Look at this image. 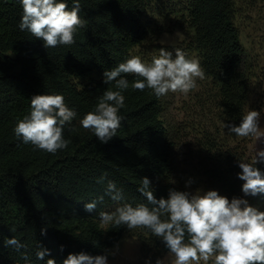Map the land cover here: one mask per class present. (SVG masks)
<instances>
[{"label": "trees", "instance_id": "obj_1", "mask_svg": "<svg viewBox=\"0 0 264 264\" xmlns=\"http://www.w3.org/2000/svg\"><path fill=\"white\" fill-rule=\"evenodd\" d=\"M62 2L73 6L72 0ZM80 7L86 26L78 29L75 42L45 48L42 39L19 28V0H0V264H46L48 259L63 264L69 254L82 252L108 256L127 233L139 238L145 253L169 252L150 229L103 224L99 217L101 211L115 212L124 203L147 204L138 191L144 177L157 199H167L170 190L186 191L175 177L176 141L163 119V96L157 98L147 88L132 89L131 82L141 78L125 74L130 86L122 93L125 107L119 111L123 119L116 136L102 143L79 123L107 88L116 90L114 82L104 83L105 71L132 56L150 63L138 51L149 40L157 55L161 48L173 55L179 48L199 60L205 73L200 80L204 90L197 95L201 114L210 117L209 127L216 132H203L201 144L208 156L202 176L231 198L245 196L239 163L254 162L248 154L253 136L238 137L225 125L238 126L249 110L260 113L252 96L257 82L264 85V67L256 73L243 45L236 0H80ZM156 13L162 20H182L189 38L170 47L156 43L164 31L154 19ZM77 79L86 82L78 84ZM40 94L63 95L77 112L64 128L70 143L55 154L24 144L14 133L17 122L30 114L31 98ZM254 167L264 178V162ZM108 181L122 190L123 200L113 201L106 194ZM248 198L259 204L264 193ZM92 201L96 210L85 211L84 205ZM11 237L24 247L6 246ZM40 248L50 253L43 260L36 257ZM207 264H214V258Z\"/></svg>", "mask_w": 264, "mask_h": 264}, {"label": "clouds", "instance_id": "obj_2", "mask_svg": "<svg viewBox=\"0 0 264 264\" xmlns=\"http://www.w3.org/2000/svg\"><path fill=\"white\" fill-rule=\"evenodd\" d=\"M19 3L22 7L19 28L42 39L45 48L73 44L78 29L86 26V21L79 15L80 0H72L71 9L62 0H19ZM125 74L141 78L131 82L132 89H150L157 98L170 91L187 95L197 87V79H205L199 60L188 58L187 53L179 48L174 50V55L172 51L159 49L150 63L132 56L114 69L105 71L104 83L111 85L114 82L116 90L107 88L98 98L95 109L79 122L102 143L116 136L121 126L123 118L119 111L125 107L122 93L130 86ZM30 107V114L17 122L15 135L24 144L48 153L55 154L67 148L70 141L64 138V128L76 118L77 112L67 106L63 95H34ZM259 119L258 111L249 110L238 126H225L238 137L259 139L264 137ZM258 162H264V150L257 152L252 164L239 163L242 171L238 178L244 181L242 192L245 196L264 193V178L254 167ZM138 191L146 197L147 204L133 207L124 203L115 212L101 211V222L116 227L124 225L129 230L150 229L153 235L162 238L174 257V264H201V261L207 264L213 258L214 264H264V212L252 207L246 199L229 200L215 190L202 193L199 189L195 193L170 190L167 199H157L147 177L141 180ZM106 194L117 202L124 198L122 190L117 189L113 181H108ZM99 200L102 201L103 197ZM96 207V201L84 205L87 212L95 211ZM41 234L46 235V229H42ZM4 244L17 250L24 247L15 237L8 238ZM46 255H50L47 249L40 248L36 253L38 260H43ZM46 264H56V261L48 259ZM63 264H107V256H91L83 252L69 254ZM156 264L163 262L157 260Z\"/></svg>", "mask_w": 264, "mask_h": 264}, {"label": "rangeland", "instance_id": "obj_3", "mask_svg": "<svg viewBox=\"0 0 264 264\" xmlns=\"http://www.w3.org/2000/svg\"><path fill=\"white\" fill-rule=\"evenodd\" d=\"M236 10V24L240 30L241 40L247 53L256 63V73L260 75L264 67V0H236ZM154 19L160 27L164 28L156 43L170 47L182 44L189 38L186 28L181 24L182 20L179 22L180 20L174 17L162 20L158 13L154 15ZM138 51L144 53L150 62L152 57L157 55L154 44L150 40L139 47ZM75 82L83 84L86 80L77 79ZM257 83L258 87L254 90L252 104L254 107H260L258 123L261 131L264 132V85L259 86V82ZM203 90L201 81L197 79V87L187 95L170 91L163 96V119L176 141L173 156L175 177L187 192L195 193L197 189L202 193L215 190L231 200L226 190L211 187L206 183V177L202 176V165L206 163L205 159L208 156L201 144L203 132L206 130L216 133L209 127L213 125L210 117L201 114L204 110L197 95ZM261 150H264V137L259 139L252 137L248 154L256 158L257 152ZM242 198L246 199L252 207L264 212V200L256 204L248 196ZM157 260H161L163 264H174V257L169 252L162 255L156 251L143 252L139 238L129 233L123 236L107 256V264H156ZM201 264L204 262L201 261Z\"/></svg>", "mask_w": 264, "mask_h": 264}]
</instances>
